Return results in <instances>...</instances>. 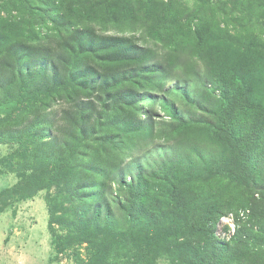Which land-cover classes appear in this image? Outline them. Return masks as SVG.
<instances>
[{
    "label": "rangeland",
    "instance_id": "obj_1",
    "mask_svg": "<svg viewBox=\"0 0 264 264\" xmlns=\"http://www.w3.org/2000/svg\"><path fill=\"white\" fill-rule=\"evenodd\" d=\"M82 29L128 37L158 59L163 71L149 72L140 84L136 114L141 123L146 105H154L152 131L159 141L118 164L151 128L119 134L114 125H102L101 136L76 148L77 118L64 98L50 101V122L33 128L25 144L9 138L25 136L28 126L8 119L0 126L8 139L0 142V264H134L124 247L131 220L133 240L152 242L145 264H218L212 240L184 223L185 216L218 217L213 236L227 247L219 264H264V175L236 180L224 174L230 159L222 132L210 136L197 123L173 131L171 116L144 97L166 95V105L172 101L187 118L207 114L220 127L229 121L242 138L264 111V0H0V54L8 63L35 46L72 61L62 44L73 43ZM76 58L80 65L90 60L86 53ZM25 60L21 56V64ZM236 74L246 84H237ZM185 87L196 106L184 105ZM116 114L107 120L126 127L128 116ZM216 161L220 167L213 169ZM112 163L118 168L109 174L104 169ZM242 210L244 236L234 243L225 217Z\"/></svg>",
    "mask_w": 264,
    "mask_h": 264
},
{
    "label": "trees",
    "instance_id": "obj_2",
    "mask_svg": "<svg viewBox=\"0 0 264 264\" xmlns=\"http://www.w3.org/2000/svg\"><path fill=\"white\" fill-rule=\"evenodd\" d=\"M35 47L36 50L32 53L26 52L27 55L20 53L18 47L16 52H19L20 55H14V63L6 62L0 54V108H7L6 112L2 113L3 116L0 115V126L5 124L8 119H14V126L25 127L27 125V130H29L27 131L28 134L19 138L18 135L13 137V133H10L9 140H15L22 144L29 142L32 139L29 132L33 128L50 122V119H45L48 117L47 115L53 112L50 101L55 98H64L77 118L75 127L79 137L74 138L76 148L79 144L80 146H87L90 143L89 138L95 134L101 136L100 129L102 125H114L119 134H123L129 128L136 127L138 129V126L139 129L144 126L151 128V133L143 138L138 146L135 145L134 148L132 147L133 149L131 148L129 153L132 155L125 154L119 160V164L120 161H127L130 157V160L139 158L146 153L147 149L145 147L147 145L159 141L152 131L154 124L157 126L152 119L153 104H155V108L166 111L174 120L171 123L173 131L182 130L186 126L197 123L199 126H203L210 136H217L222 132L221 138H225L228 147L227 154L230 159V165L227 166V169H223L224 174H228L236 180L257 178L261 174L264 175V111L258 112L256 118L250 120L242 138H237L231 131V122L229 121L225 127H220V124L218 122L213 123L207 117V114L200 115L199 118L195 116L187 118L184 113L178 112V105L174 106L172 101L166 105L168 98L166 95L163 97L144 95V97L147 96L152 100L153 103L151 104L153 106L146 105L147 109L142 114L144 118L140 123L139 116L136 114L138 96H140L137 92L141 88L140 84L149 72L163 71L158 59L148 49L133 44L128 37L98 35L87 29L76 31L73 43L62 44V47L70 48L73 53L72 61H65L66 57L63 54L56 55L53 50L47 47ZM81 53L88 54L90 60L80 65L77 63L76 56ZM21 56L26 57L23 64H21ZM109 62L121 64V68L105 67V64ZM36 64H39V66L35 67ZM117 71H120V73ZM234 78L238 81L237 84H246V79L242 75L236 74ZM75 86L78 89L77 91L74 89ZM244 86V90H249L248 85ZM238 89L239 87L237 91ZM99 91L104 96H100ZM183 92H185L184 105L196 106L192 99L189 100L190 94L187 87L184 88ZM227 104L228 101L225 100L221 103L224 108ZM65 109L67 108H61V112L69 114V110ZM220 111L222 117H224L223 107L220 108ZM111 113L128 116L127 126L122 127L120 120H107L112 116ZM71 123H74V121L71 120L67 124ZM90 127L95 128L87 131ZM7 140L0 132V142ZM106 142L103 139L99 140L102 145ZM126 149L124 147L121 151ZM219 167L220 163L216 161L213 169ZM117 168V165L112 163L104 170L111 174ZM83 169L85 171L93 170L89 166H84ZM71 174L73 175V173ZM128 185L132 187L130 184ZM178 208L176 205L175 209ZM233 215L236 228L228 240L236 243L244 236V232H241L238 228V220L241 219L238 212H234ZM217 218L216 216L215 219L209 220L199 216L197 220H189L185 216L183 222L187 223L192 230L198 231L203 237L212 240L211 256L219 264L221 263L219 260L226 255L227 247L223 239H215L213 236V225ZM172 232L173 229H169L168 231L165 230L164 233L167 236ZM135 235L133 221L131 220L128 229L124 233V247L129 254L126 261L133 259L134 264L148 263L144 259V253H148L146 250L152 242L146 239V243L140 246L137 241L133 240Z\"/></svg>",
    "mask_w": 264,
    "mask_h": 264
},
{
    "label": "built area",
    "instance_id": "obj_3",
    "mask_svg": "<svg viewBox=\"0 0 264 264\" xmlns=\"http://www.w3.org/2000/svg\"><path fill=\"white\" fill-rule=\"evenodd\" d=\"M246 213H247V211H244V210H242V211H238V216L240 217V218H244L245 216H246ZM226 219H227V222H229V234H228V238L233 234V232H234V230H235V223L233 222V220H234V215H233V213H229L226 217H225Z\"/></svg>",
    "mask_w": 264,
    "mask_h": 264
}]
</instances>
